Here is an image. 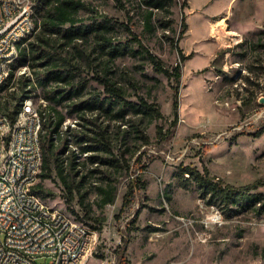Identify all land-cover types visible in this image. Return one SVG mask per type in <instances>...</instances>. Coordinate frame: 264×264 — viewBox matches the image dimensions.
<instances>
[{
  "label": "rangeland",
  "instance_id": "rangeland-1",
  "mask_svg": "<svg viewBox=\"0 0 264 264\" xmlns=\"http://www.w3.org/2000/svg\"><path fill=\"white\" fill-rule=\"evenodd\" d=\"M84 3L80 12L84 24L109 16L116 24L115 39L123 41L130 39L128 25L169 68L180 61L172 43L179 41L189 56L182 64L179 120L174 126V81L150 62L120 57L105 75L107 57L94 52L93 37L86 45L66 47L61 36L54 35L48 48L38 40L39 29L24 46L33 43L35 57L46 49L58 69L74 79L66 85L53 81L43 86L49 70L40 65L47 60H31V66L15 69L13 80L1 86L0 110L14 112L26 92L39 105L49 92L87 84L81 97L56 106L66 115L62 139L78 154L79 176H71L70 184L82 185L80 194L75 191L67 203V189L54 174L39 180L53 194L43 201L97 232V250L87 264H120L119 249L125 244L122 256L128 264H264V215L250 211L229 217L209 206L196 186L185 188V180L177 176L181 167L208 170L223 184L260 183L257 192L264 194V0H174L172 16L161 17L172 19L175 31L159 28L154 35L144 32L137 0H124V9L113 0ZM183 12L187 29L181 36ZM220 16L227 18L226 26L213 33L211 23ZM102 77L124 87L131 102L143 97L158 104L163 118L151 121L129 115L117 120L115 112L104 111L71 114L74 105L92 94L105 97L98 81ZM84 125L107 133L111 152L93 154L100 158L97 164L87 162L91 153H79L76 134L87 132ZM63 141L57 144L62 146ZM110 183L117 189L115 201L101 207L99 189Z\"/></svg>",
  "mask_w": 264,
  "mask_h": 264
},
{
  "label": "trees",
  "instance_id": "trees-1",
  "mask_svg": "<svg viewBox=\"0 0 264 264\" xmlns=\"http://www.w3.org/2000/svg\"><path fill=\"white\" fill-rule=\"evenodd\" d=\"M35 3L34 13L37 18V14H42L41 19L37 18L39 23V37L38 40L45 47L50 48L53 46L54 35H60L65 41L63 46L70 47L71 45L87 44L91 37L94 38V52L98 50L100 53L107 57L106 74L110 72L111 64L124 56H130L133 58H139L146 60L152 64L154 69L164 74L166 77L174 81V102L173 111L175 119L173 125L175 126L179 120V88L182 78V64L189 58L184 51L179 47L178 42L172 41L173 46L177 49L180 57V61L173 67H167L164 62L143 43L141 37L134 32L128 25H125L130 39L123 41L117 40L114 37L115 23L114 19L109 16H103L101 21H95L90 25L84 24L80 19V12L84 10V0H31ZM116 6L120 9L125 8L124 0H113ZM131 1V0H129ZM174 0H137V6L141 12V20L145 33L154 35L159 28L167 32H174V21L172 19H164L161 17L162 13L172 16L171 7ZM187 6L185 5L183 10ZM187 29L186 15L183 12L182 31L181 36L184 35ZM34 35V34H33ZM32 35V36H33ZM31 37V36H30ZM22 41L21 44H27L29 38ZM35 47L33 43H30L29 47L24 46L21 48L20 54L13 61L15 63L14 69L31 66V60H47L43 63V68L49 70L46 75V81L43 86H48L51 82L60 84H69L74 79V76L66 70L58 69V65L55 62L56 58L50 54L46 49L43 50L39 56H34ZM54 62V65H53ZM54 66V68H53ZM14 78V72L11 73L9 81ZM99 83L104 87L105 97L102 98L101 94H92L89 98L83 102L74 105L70 113H96L104 111L107 114H112L115 119H125L129 115L143 116L149 118L151 121L162 119L160 107L156 103H150L143 97H139V102L134 103L128 100L124 87L118 86L112 83L108 78H98ZM1 88V87H0ZM87 89V84L72 88L66 92L65 90H56L49 92L46 95V101L48 106L46 109H42L39 112L43 117V128L39 134L40 147L42 153L41 170L39 173V180L42 178L51 179L54 174L62 181L63 185L67 189L69 199L67 203H70L74 198V192L77 191L80 194L79 187L70 184L71 176H79L78 167V154L75 151H71L69 148V142L67 139H62V126L66 121V115L57 109L56 106H60L63 102L78 98L83 95ZM31 95L23 96L19 104L16 105L14 112L9 113L11 122H18L19 114L22 112L24 100ZM54 104L51 106L49 104ZM7 111V109H5ZM1 113H4L0 110ZM90 124H93L92 121ZM91 126V125H90ZM87 132H80L76 134V144L80 146L81 154L91 153L87 162L91 164H97L100 160L99 157L93 156L98 152L110 153L111 149L107 142V133L105 131H92L88 129L86 125L83 126ZM98 128V127H97ZM137 133H141L140 130L135 127ZM162 130L159 134H162ZM90 134H94L93 137H89ZM166 136H164L165 138ZM64 142V144L58 145L57 142ZM145 142H149L146 138ZM67 154V155H66ZM114 164V163H112ZM181 172L177 175L184 181V187L189 188L191 185L196 186L202 199L206 200L209 206H215L220 208L223 213L229 217L238 216L244 212H254L258 215H264V194L257 192L260 183L253 185H246L236 187L229 184H223L220 180L212 177L208 170L200 172L197 169L190 167H181ZM93 172V171H92ZM73 174V175H72ZM186 175H189L187 178ZM84 177H82L81 184ZM35 184L32 188V193L41 198L47 199L53 194L45 187L43 181ZM99 193L102 196L100 206L104 207L108 204H112L116 198V187L111 183L107 187H101ZM84 196L81 195V203H84ZM70 211V208H67ZM89 207L87 210H90ZM74 214L75 211L72 210ZM96 230V228H94ZM126 244L119 249V255L121 258L120 264H128L122 256L125 250Z\"/></svg>",
  "mask_w": 264,
  "mask_h": 264
},
{
  "label": "built area",
  "instance_id": "built-area-1",
  "mask_svg": "<svg viewBox=\"0 0 264 264\" xmlns=\"http://www.w3.org/2000/svg\"><path fill=\"white\" fill-rule=\"evenodd\" d=\"M33 4L31 0H0V79L7 82L15 63L4 62V52L20 54L22 41L39 30ZM35 103L31 117L17 113L18 122L0 112V264H87L97 250V232L82 222L69 225L67 216L57 218L48 205L29 194V184H38L29 183L34 154L13 159L14 148L34 147L35 131L44 133V126L35 129V117H41ZM15 168H23L22 192H15L11 185Z\"/></svg>",
  "mask_w": 264,
  "mask_h": 264
},
{
  "label": "bare ground",
  "instance_id": "bare-ground-1",
  "mask_svg": "<svg viewBox=\"0 0 264 264\" xmlns=\"http://www.w3.org/2000/svg\"><path fill=\"white\" fill-rule=\"evenodd\" d=\"M226 17L220 16L215 21L211 23V31L214 33L218 27H225L226 26ZM235 35V34H234ZM18 56V51H11V52H4V62H13L16 57ZM0 57H2V49H0ZM7 81V79H0V87ZM34 97L29 96L24 100V104L22 107V117H31V106L34 105ZM48 106V102L40 101V104L37 105L35 103V111H40L42 109H46ZM39 114H41L39 112ZM43 117H35V129H42L43 127ZM19 121V120H18ZM41 131H35V145L31 147V144H24L21 148H14L13 151V159H23L26 157V154H34V167L33 170H29V183H37L39 180V173L41 170V163H42V153L40 147V140L39 134ZM22 175H23V168H15L13 170V176L11 178V185L15 192H22ZM35 184H29V194L32 193V188ZM35 201H43L41 198L34 194ZM44 205H47L43 201ZM49 211L54 213L57 218H64L66 216L62 212L51 208L49 205ZM67 223L71 226H79V223L74 222L73 220L67 217Z\"/></svg>",
  "mask_w": 264,
  "mask_h": 264
}]
</instances>
